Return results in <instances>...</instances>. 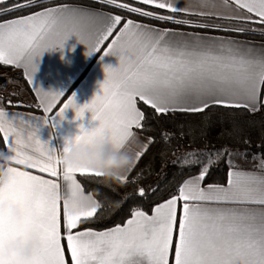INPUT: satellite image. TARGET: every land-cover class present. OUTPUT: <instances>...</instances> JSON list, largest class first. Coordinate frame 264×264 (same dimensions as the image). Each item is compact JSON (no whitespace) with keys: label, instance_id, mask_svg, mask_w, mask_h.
<instances>
[{"label":"snow or ice","instance_id":"obj_1","mask_svg":"<svg viewBox=\"0 0 264 264\" xmlns=\"http://www.w3.org/2000/svg\"><path fill=\"white\" fill-rule=\"evenodd\" d=\"M73 35L86 55L119 58L116 67L103 65L100 92L83 105L75 93L61 102L63 93L34 85L43 53L62 50ZM0 66L23 69L45 114L9 111L25 106L19 100L0 103V138L11 162L10 179L0 185V264H264V156L253 153L258 162L250 169L239 162L253 143L246 118L259 116L264 129V0H0ZM69 108L75 119L90 112L98 121L80 124L77 140L107 134L118 148L134 143V164L155 142L153 119L201 118L187 132L181 127L177 140L191 138L172 161L181 179L151 214L136 207L113 227L85 226L101 205L93 197L96 206L82 208L92 195L77 174H102L61 161L38 135V122L55 127ZM216 126L219 147L209 140ZM197 139L204 147L192 149ZM257 147L264 153V135ZM219 164L226 182L213 181ZM132 170L118 180L130 182ZM150 194L159 187L140 186L132 195ZM5 203L22 215H8ZM17 237L37 241L30 258L5 252Z\"/></svg>","mask_w":264,"mask_h":264},{"label":"trees","instance_id":"obj_2","mask_svg":"<svg viewBox=\"0 0 264 264\" xmlns=\"http://www.w3.org/2000/svg\"><path fill=\"white\" fill-rule=\"evenodd\" d=\"M65 2H77V0H65ZM91 2V0H88ZM135 3L134 1H132ZM139 6V5H138ZM107 11H116L113 8H105ZM137 18L138 17H130ZM147 22V21H146ZM171 26V25H169ZM254 40H260L259 36L253 37ZM6 69H11L9 66H0ZM7 79V75L0 76V86L4 84ZM2 97V95H0ZM3 105L7 107V99H12L13 102L22 99L18 95L4 96ZM142 108H146L141 104ZM28 107H20L18 109H27ZM30 108H34L36 111L40 109L36 108V103ZM151 111L150 109H148ZM201 118L177 115L173 119H153L151 121V134L154 138V143L149 146L146 153L138 160L133 167L131 173H129L130 182L124 183L121 181L107 182L102 177H82L78 179L81 181L85 191L92 194L95 199L100 203L101 207L97 211V219L93 222L86 224L85 226L93 227L95 230H103L106 227H113L116 223H122L129 218L131 210L139 207L144 211L151 212L150 209L154 207V204L161 202V197L166 196V193L175 185L176 181L181 179L179 164H173V160H177L185 150L188 149L190 143V137L185 135L183 139L177 140V135L183 127V131L187 132L189 126H196ZM249 120L247 132L251 137L253 143L247 148L248 156L246 160H241L242 166L251 168L253 163L258 162L252 160V154L255 153L258 158L264 156L261 153L260 148L257 145L260 144V138L264 135V129L261 127V119L259 116L254 118L252 123L251 118ZM221 131L220 127L216 126L209 132V140L211 145L219 147L223 141H218L216 137ZM146 135V134H145ZM182 145L177 148V144ZM2 141L0 138V146ZM204 147V143L199 139L195 143L191 144L192 149H201ZM245 149L241 147V151ZM166 154V155H165ZM199 165H196L192 169V173L195 174ZM139 174V178H137ZM213 181L226 182V169L223 164L215 166V170L212 172ZM134 181V182H132ZM144 187L146 191L149 187H159V195H149L143 200L134 197L138 187Z\"/></svg>","mask_w":264,"mask_h":264},{"label":"crops","instance_id":"obj_3","mask_svg":"<svg viewBox=\"0 0 264 264\" xmlns=\"http://www.w3.org/2000/svg\"><path fill=\"white\" fill-rule=\"evenodd\" d=\"M132 1L135 2V0ZM185 2L186 0H181V3ZM255 41L259 43L260 40ZM86 51V45L78 43L74 35L65 42L62 50L45 51L39 59L38 71L34 76V85L42 88L46 92L53 91L63 93L64 97L61 98V102L67 99V97L72 96L73 93H75V99L78 105L90 102V100L100 92L99 85L105 78L103 65L110 64L116 67L119 64V58L118 56H105L103 60H101L100 53L86 55ZM10 68L22 78L29 92L28 99L35 104L37 102L35 93L32 91V85H30L24 77L23 69ZM34 104H31V106ZM9 111H19L23 114L32 113L37 116L45 115L41 109L36 111L34 108L30 107L27 109L9 108ZM91 116L92 114L90 112H86L83 120L75 119V112L69 108L64 113L63 119L56 117L54 122L55 127L38 122V135L42 141L49 142L50 148H62L66 138L80 133V124H83L85 128H89L98 123V121H93ZM1 141L2 145L0 146V150L6 151L2 138ZM113 145L114 151L119 154L122 148H118L114 143ZM137 162L138 161H136L135 164ZM242 167L250 169L244 166ZM79 176L80 175L77 174V178ZM149 214H151V212ZM19 238L22 242H25L22 237ZM67 256H69V253L66 250V257ZM145 264H147V261H145Z\"/></svg>","mask_w":264,"mask_h":264},{"label":"clouds","instance_id":"obj_4","mask_svg":"<svg viewBox=\"0 0 264 264\" xmlns=\"http://www.w3.org/2000/svg\"><path fill=\"white\" fill-rule=\"evenodd\" d=\"M78 135L66 138L64 146L57 149L61 161L100 172L102 178L107 182L118 181L120 176L127 174L128 170L134 166L133 153L136 148L134 143L122 148L120 153L117 154L114 151L113 142L107 134L103 136L94 135L90 140L84 138L77 140ZM65 148L67 151L64 150ZM10 166L9 157L4 151L0 150V185L8 183L11 176L8 172ZM81 206L84 209L95 207L96 202L93 196L85 194L81 200ZM4 209L13 218H19L22 215V211L17 204L5 203ZM36 247L37 241L29 240L25 243L17 237L8 240L4 245V250L22 259H28Z\"/></svg>","mask_w":264,"mask_h":264},{"label":"rangeland","instance_id":"obj_5","mask_svg":"<svg viewBox=\"0 0 264 264\" xmlns=\"http://www.w3.org/2000/svg\"><path fill=\"white\" fill-rule=\"evenodd\" d=\"M2 75H7L6 81L4 82V84L0 86V95H2V97L13 96L10 94L15 92L16 93L15 95L20 96V98L22 99L21 101L26 107H29V105L31 106V104H34L29 101L28 99L29 92L27 90V87L25 86V83L22 81V78L19 76V74H17L15 71L11 69L0 67V76ZM7 81L10 82L7 83V86H5ZM0 103L3 104V101H0ZM185 151L183 152V154L185 153ZM183 154L179 158H181ZM239 162L241 163L242 166L243 165L242 162L241 161Z\"/></svg>","mask_w":264,"mask_h":264}]
</instances>
